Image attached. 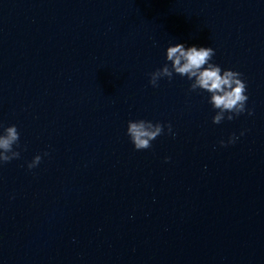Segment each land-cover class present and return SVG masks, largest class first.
Masks as SVG:
<instances>
[{
	"label": "water",
	"instance_id": "obj_1",
	"mask_svg": "<svg viewBox=\"0 0 264 264\" xmlns=\"http://www.w3.org/2000/svg\"><path fill=\"white\" fill-rule=\"evenodd\" d=\"M176 43L241 73L252 114L149 84ZM137 119L171 133L136 150ZM0 124V264H264V0H0Z\"/></svg>",
	"mask_w": 264,
	"mask_h": 264
},
{
	"label": "clouds",
	"instance_id": "obj_2",
	"mask_svg": "<svg viewBox=\"0 0 264 264\" xmlns=\"http://www.w3.org/2000/svg\"><path fill=\"white\" fill-rule=\"evenodd\" d=\"M214 55L212 47L169 44L165 49L166 63L148 74L149 84L157 87L160 78L166 77L171 80L173 73L186 77L190 81V91L202 90L209 93L208 103L216 110L212 116L214 124H219L224 119L233 120L245 111L251 115L252 110L245 108L248 96L246 84L240 78L241 73L232 69H221L219 65L211 62ZM165 127L171 133V124L162 125L160 122L153 123L145 119L129 120L126 134L134 149L144 150L151 148V141L161 135ZM235 139L233 134L227 143H234ZM219 143L225 145L224 140H220ZM14 145L19 147V132L16 126L0 124V163L20 157V152L13 147ZM41 159L40 154L33 156L32 160L27 162V167L32 169L38 166ZM167 159L168 157H165V160Z\"/></svg>",
	"mask_w": 264,
	"mask_h": 264
}]
</instances>
